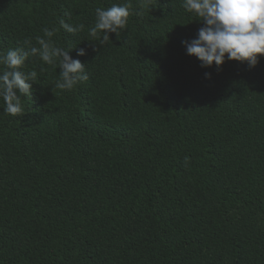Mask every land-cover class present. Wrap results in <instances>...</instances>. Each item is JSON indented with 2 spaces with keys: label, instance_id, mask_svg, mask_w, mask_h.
<instances>
[{
  "label": "trees",
  "instance_id": "obj_1",
  "mask_svg": "<svg viewBox=\"0 0 264 264\" xmlns=\"http://www.w3.org/2000/svg\"><path fill=\"white\" fill-rule=\"evenodd\" d=\"M125 2L0 0V51L55 28L89 76L55 89L29 57L25 113L0 99V264H264V56L201 67L183 0H130L120 39L89 41Z\"/></svg>",
  "mask_w": 264,
  "mask_h": 264
},
{
  "label": "clouds",
  "instance_id": "obj_2",
  "mask_svg": "<svg viewBox=\"0 0 264 264\" xmlns=\"http://www.w3.org/2000/svg\"><path fill=\"white\" fill-rule=\"evenodd\" d=\"M182 7L203 22L196 38L181 41L186 54L194 55L200 61L201 67H211L214 62L219 69L225 60L234 59L246 62L252 68L264 56V0H183ZM132 14L130 0L108 8L97 7L95 24L88 29L92 39L88 40L103 46L112 42L110 33L115 34L119 40ZM59 25L72 35L84 29L83 24L73 25L63 18L59 20ZM55 32V28L45 27L44 36L36 37L38 46L25 40L27 47L0 51V99L3 100V111L6 114L22 116L25 106L21 98L31 99L32 86L38 76L35 68L27 72L22 70L29 57L42 61L37 65L41 71H44L45 65L59 67V78L54 82L55 89L71 90L78 82L88 80L86 63L70 55L69 50L75 46H57L51 39ZM93 50H96L95 45ZM76 55L86 56L87 50L81 47L77 49ZM204 76L210 78L211 73L205 72ZM188 160L185 157V166Z\"/></svg>",
  "mask_w": 264,
  "mask_h": 264
}]
</instances>
